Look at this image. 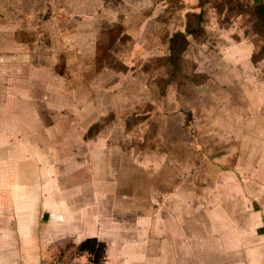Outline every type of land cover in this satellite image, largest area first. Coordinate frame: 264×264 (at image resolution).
Instances as JSON below:
<instances>
[{
  "label": "crops",
  "instance_id": "1",
  "mask_svg": "<svg viewBox=\"0 0 264 264\" xmlns=\"http://www.w3.org/2000/svg\"><path fill=\"white\" fill-rule=\"evenodd\" d=\"M231 17L218 36L240 39L216 36L219 84L194 85L219 94L198 111L196 164L80 133L76 103L68 116L46 103L45 74L0 62V264H264V58Z\"/></svg>",
  "mask_w": 264,
  "mask_h": 264
},
{
  "label": "rangeland",
  "instance_id": "2",
  "mask_svg": "<svg viewBox=\"0 0 264 264\" xmlns=\"http://www.w3.org/2000/svg\"><path fill=\"white\" fill-rule=\"evenodd\" d=\"M239 1L245 6L255 5L253 0ZM221 2L0 0V62L10 63V70L19 66L30 75L38 69L39 74H45L46 103L63 107L67 116L71 115L69 108L76 103L77 114L72 113V116L84 119L80 133L85 135L86 127H90L89 136L101 130L100 133L109 137L111 149L125 150L127 154L140 150H188L192 154L189 161L196 164L200 134L205 129L199 125L198 111L201 105L211 110L213 102L219 98L218 93L213 94L216 89L213 82L208 92L195 87L186 73L193 68L213 75L217 73L216 60L219 61L223 52L217 48L216 36L221 32L220 27L232 22L233 15H243L241 26L248 37L256 41L263 39V42L257 41V52L264 48V38L254 29L249 12L240 13V5L236 3L235 7H227L222 12L225 18L220 17L217 5ZM200 6L206 13V34L202 41L190 36L191 46L183 61L184 75L171 83L179 89L172 102L167 89L162 93L159 81L167 75L170 64L158 69L151 66L148 70L144 65L150 62L156 65L157 61L152 59L168 57L170 37L177 31H185L187 12ZM103 22L120 23L125 38L120 39L112 51L127 70L115 69L105 61L102 68L97 66L96 59L104 54L109 40L100 32ZM171 32L174 33L171 35ZM254 33L258 37L253 38ZM230 37L240 39L238 31L230 29L223 32L222 38L218 36L223 48L226 43L222 41L229 42ZM61 70H64L62 75ZM87 104L93 106L90 111L85 108Z\"/></svg>",
  "mask_w": 264,
  "mask_h": 264
},
{
  "label": "trees",
  "instance_id": "3",
  "mask_svg": "<svg viewBox=\"0 0 264 264\" xmlns=\"http://www.w3.org/2000/svg\"><path fill=\"white\" fill-rule=\"evenodd\" d=\"M240 5L239 12H249L250 21H252L254 25V29L257 30L260 36L264 38V0H260L255 5H243L239 0H222L220 4L217 5V9L219 12H223L227 7L233 8L235 4ZM202 6V5H201ZM200 6V7H201ZM200 12L188 11L186 14V28L185 31H177L174 33L169 39V55L168 57H156L155 59L157 63L156 65H152V62L146 63L144 65V69L148 70L158 69L164 64H170V69L168 70L167 75L161 77L159 79L162 86V93L164 94L168 85L174 82L176 77L184 75L185 67L183 64L184 57L186 52L191 46L190 36L196 41H202L206 34L205 22H206V13L203 7ZM120 23L111 24L109 22H103L100 32L105 35L108 40V44L106 45V49L104 50V56H98L96 59L97 66L99 68L103 67L104 61L109 62L110 66L115 69H123L127 70V66H123L121 61H119L116 56L113 54L112 48L116 45V43L120 39L125 38V34L120 30ZM264 58V48H262L259 52L255 53L253 56L254 61H259ZM64 70L59 71L62 75ZM211 73H207L204 71H197L193 68V71L190 73H186L189 81L195 85H201L204 82L210 80L213 77V82L215 84H219L218 80L215 76H211ZM90 132V130H89Z\"/></svg>",
  "mask_w": 264,
  "mask_h": 264
},
{
  "label": "built area",
  "instance_id": "4",
  "mask_svg": "<svg viewBox=\"0 0 264 264\" xmlns=\"http://www.w3.org/2000/svg\"><path fill=\"white\" fill-rule=\"evenodd\" d=\"M42 264H81L75 260H53V261H47Z\"/></svg>",
  "mask_w": 264,
  "mask_h": 264
}]
</instances>
